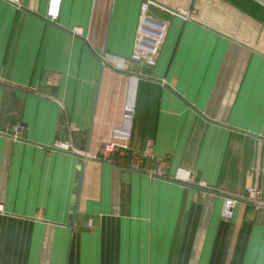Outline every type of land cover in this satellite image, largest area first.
Listing matches in <instances>:
<instances>
[{
    "label": "crops",
    "instance_id": "0c3cea01",
    "mask_svg": "<svg viewBox=\"0 0 264 264\" xmlns=\"http://www.w3.org/2000/svg\"><path fill=\"white\" fill-rule=\"evenodd\" d=\"M49 1L0 0V131L27 129L0 132V264H264V209L221 216L225 195L264 186V8L61 0L52 22ZM116 128L147 167L210 190L96 159ZM67 140L91 158L76 215Z\"/></svg>",
    "mask_w": 264,
    "mask_h": 264
},
{
    "label": "built area",
    "instance_id": "2783aa9c",
    "mask_svg": "<svg viewBox=\"0 0 264 264\" xmlns=\"http://www.w3.org/2000/svg\"><path fill=\"white\" fill-rule=\"evenodd\" d=\"M18 1V0H17ZM151 1H145L142 4L141 18L142 21L147 17V11L150 7ZM61 0H50L47 10V18L55 22L60 15ZM189 15V13H186ZM142 32L138 34L137 48L134 54V59L137 61L153 62V52L147 55L146 51L141 48L140 43L142 39ZM162 42V38L155 42ZM130 111V108L126 109ZM1 134L11 137L14 140H20L27 133V129L21 125H7L1 131ZM130 133L128 131L117 129L114 132L112 138L102 144L100 155L95 156L96 159L118 165L130 170L146 173L149 176H156L162 178L174 179L179 182H183L187 185H195L203 191H209L210 188L205 181H196V175L191 170L180 169L174 176H170L167 173L168 161L165 158L159 160L158 164L153 167H147L145 162L149 159H153V155L149 151H135L125 142L121 143L120 140L127 141ZM55 148L71 151L74 153H80L74 146L71 140L58 141L54 145ZM241 202H250L256 209H264V186L255 185L248 187L244 194H229L225 195L223 207L221 210V216L224 219H231L234 216V210L236 206ZM91 223V222H90Z\"/></svg>",
    "mask_w": 264,
    "mask_h": 264
},
{
    "label": "water",
    "instance_id": "95a60500",
    "mask_svg": "<svg viewBox=\"0 0 264 264\" xmlns=\"http://www.w3.org/2000/svg\"><path fill=\"white\" fill-rule=\"evenodd\" d=\"M252 1H254L255 3H257L258 5H260L261 7L264 8V0H252ZM103 66H105V62H103ZM90 159L91 158L86 154H83L80 157V175H79V185H78V190H77V195H76L75 215L77 214V207H78V203H79L81 186L83 183V177H84V173H85L86 164H87V161H89Z\"/></svg>",
    "mask_w": 264,
    "mask_h": 264
}]
</instances>
